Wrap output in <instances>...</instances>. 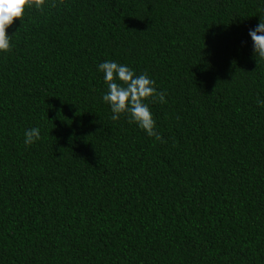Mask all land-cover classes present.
<instances>
[{
    "label": "trees",
    "instance_id": "16d2710c",
    "mask_svg": "<svg viewBox=\"0 0 264 264\" xmlns=\"http://www.w3.org/2000/svg\"><path fill=\"white\" fill-rule=\"evenodd\" d=\"M264 0H47L0 54V264H264ZM147 73L155 141L97 65ZM40 139L24 144V131Z\"/></svg>",
    "mask_w": 264,
    "mask_h": 264
},
{
    "label": "clouds",
    "instance_id": "9594fccd",
    "mask_svg": "<svg viewBox=\"0 0 264 264\" xmlns=\"http://www.w3.org/2000/svg\"><path fill=\"white\" fill-rule=\"evenodd\" d=\"M47 0H0V54L11 50L13 35L8 33L14 20L25 14V9L35 8L43 11ZM248 35L252 41L253 55L264 60V18L260 17L258 24L249 29ZM98 72L103 74L107 90L102 100L109 106L111 119L117 121L121 116H127L129 123L143 130L155 141L164 143L162 135L157 131L156 121L148 101L166 103V93L158 91L155 81L147 74H137L127 64L116 60H104L97 65ZM258 104L264 105V99H258ZM40 139V129L31 127L24 131V144L31 145Z\"/></svg>",
    "mask_w": 264,
    "mask_h": 264
}]
</instances>
